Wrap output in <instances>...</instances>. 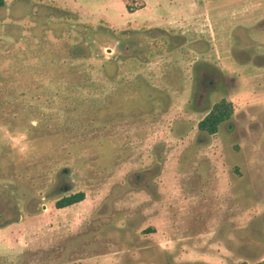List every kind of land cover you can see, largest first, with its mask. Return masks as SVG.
Returning <instances> with one entry per match:
<instances>
[{"label":"rangeland","instance_id":"rangeland-1","mask_svg":"<svg viewBox=\"0 0 264 264\" xmlns=\"http://www.w3.org/2000/svg\"><path fill=\"white\" fill-rule=\"evenodd\" d=\"M0 264H264V0H4Z\"/></svg>","mask_w":264,"mask_h":264},{"label":"trees","instance_id":"trees-1","mask_svg":"<svg viewBox=\"0 0 264 264\" xmlns=\"http://www.w3.org/2000/svg\"><path fill=\"white\" fill-rule=\"evenodd\" d=\"M4 0H0V5L3 4ZM230 111L228 102L218 101L212 109L209 110L202 118L197 121V127L208 133H212L216 130L218 121L228 116ZM84 196L83 191L69 192L57 198L54 201L56 207L65 206L76 201H79Z\"/></svg>","mask_w":264,"mask_h":264},{"label":"flooded vegetation","instance_id":"flooded-vegetation-1","mask_svg":"<svg viewBox=\"0 0 264 264\" xmlns=\"http://www.w3.org/2000/svg\"><path fill=\"white\" fill-rule=\"evenodd\" d=\"M112 44H113V46L112 47H108L107 49H108V51L109 52H111V53H114L116 50H120V41L119 40H116V39H113V41H112ZM127 46V45H126ZM145 51V50H144ZM141 52H143V51H141ZM208 71V72H207ZM206 72L207 73H209L210 74V71L209 70H207ZM213 71V74H215V77L213 78V79H209V84H207V88H204V89H199L198 88V91H200L199 93H200V95H201V97H200V100H199V104H198V108L199 109H203V108H206V103H205V97H206V93L208 92V90H211V89H214L217 85H220L221 83L222 84H225V85H227V84H229V83H232L233 82V80H234V78H230V76H228V75H226V74H224V73H218V72H216V70L215 69H213L212 70ZM218 101H224V102H226L223 98H219L217 101H213L212 102V104L209 106V108H208V110H207V112L209 111V110H211L212 109V107H213V105L216 103V102H218ZM206 112V113H207ZM205 113V114H206ZM204 114V115H205ZM203 115V116H204ZM202 116V117H203ZM201 117V118H202ZM226 118V117H225ZM225 118H223V119H225ZM223 119H221V120H223ZM220 120V121H221ZM219 122V121H218ZM197 126V125H196ZM198 128V127H197ZM199 129V128H198ZM199 130H202V129H199Z\"/></svg>","mask_w":264,"mask_h":264},{"label":"crops","instance_id":"crops-1","mask_svg":"<svg viewBox=\"0 0 264 264\" xmlns=\"http://www.w3.org/2000/svg\"><path fill=\"white\" fill-rule=\"evenodd\" d=\"M71 204H73V203H71ZM68 205H70V204H68ZM65 206H67V205H65ZM63 207V206H62Z\"/></svg>","mask_w":264,"mask_h":264}]
</instances>
